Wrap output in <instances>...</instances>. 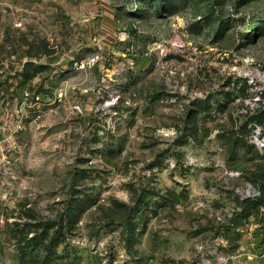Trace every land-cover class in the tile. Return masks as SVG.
I'll return each instance as SVG.
<instances>
[{
	"label": "rangeland",
	"instance_id": "374dc122",
	"mask_svg": "<svg viewBox=\"0 0 264 264\" xmlns=\"http://www.w3.org/2000/svg\"><path fill=\"white\" fill-rule=\"evenodd\" d=\"M226 257L264 264V0H0V264Z\"/></svg>",
	"mask_w": 264,
	"mask_h": 264
},
{
	"label": "built area",
	"instance_id": "2783aa9c",
	"mask_svg": "<svg viewBox=\"0 0 264 264\" xmlns=\"http://www.w3.org/2000/svg\"><path fill=\"white\" fill-rule=\"evenodd\" d=\"M24 95H25V97H28V96L30 95V93H29V92H25ZM39 98H40L39 95H36V96H35L36 101H38ZM58 100H59V99H58ZM230 259H231V257L220 258V259H219V263L227 264V262H228Z\"/></svg>",
	"mask_w": 264,
	"mask_h": 264
}]
</instances>
